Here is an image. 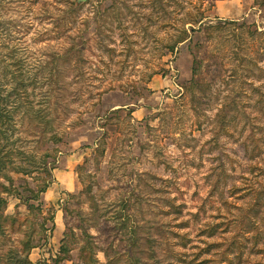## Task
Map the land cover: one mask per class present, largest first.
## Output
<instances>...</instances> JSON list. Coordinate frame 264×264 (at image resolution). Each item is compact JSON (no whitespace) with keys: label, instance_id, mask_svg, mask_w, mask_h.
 I'll use <instances>...</instances> for the list:
<instances>
[{"label":"rangeland","instance_id":"1","mask_svg":"<svg viewBox=\"0 0 264 264\" xmlns=\"http://www.w3.org/2000/svg\"><path fill=\"white\" fill-rule=\"evenodd\" d=\"M0 109V264H264V0H0Z\"/></svg>","mask_w":264,"mask_h":264},{"label":"trees","instance_id":"2","mask_svg":"<svg viewBox=\"0 0 264 264\" xmlns=\"http://www.w3.org/2000/svg\"><path fill=\"white\" fill-rule=\"evenodd\" d=\"M203 16L201 15L199 17V19L197 21H189L186 24H191L192 26L199 24L203 19ZM184 36L187 35V31H183ZM185 40L184 37H181L179 39V41H176L177 43L183 42ZM174 47V46H172ZM10 121H11V114L7 111H5V109H0V151L6 146L5 142L7 139V132L10 128ZM3 142V143H2ZM11 155V152L8 151L6 153V157L8 158ZM3 157L0 156V171H2V169L4 168L5 165V161L3 162ZM23 175H27L30 172L28 170H23L21 172ZM7 181H9L10 185H12V181L11 179L7 178ZM51 183L49 182H44V184L39 187L36 191L35 190H31V189H26L27 190V195L26 196H21L19 194H17L15 197L18 198L19 200L23 201L25 204H27V209L29 211H32V209H34V205H28L30 201H39L41 194L45 193L46 190L50 187ZM3 191L7 192L9 195L11 194V189L7 188V187H3ZM18 196V197H17ZM1 203H6L5 200L1 199L0 200ZM0 222L1 223H5L7 221V219H9V217H3L2 215L0 216ZM11 221L13 223L16 222V220L13 218L11 219ZM0 223V233L4 231V226ZM13 229V226L11 227ZM28 244V243H27ZM26 249H24V255L23 258L21 259L22 255H19V253L17 251H9V254L14 257H16V255L20 256V261H22V263L24 264H30L29 260H28V251H30L33 247H25ZM13 253V254H12ZM13 258L11 260H13ZM18 258V257H17Z\"/></svg>","mask_w":264,"mask_h":264}]
</instances>
